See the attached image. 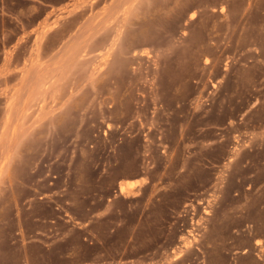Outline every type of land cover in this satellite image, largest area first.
Segmentation results:
<instances>
[{"label":"rangeland","instance_id":"374dc122","mask_svg":"<svg viewBox=\"0 0 264 264\" xmlns=\"http://www.w3.org/2000/svg\"><path fill=\"white\" fill-rule=\"evenodd\" d=\"M0 264H264V0H0Z\"/></svg>","mask_w":264,"mask_h":264},{"label":"bare ground","instance_id":"6f19581e","mask_svg":"<svg viewBox=\"0 0 264 264\" xmlns=\"http://www.w3.org/2000/svg\"><path fill=\"white\" fill-rule=\"evenodd\" d=\"M123 189H124V187H122V189H121V190L123 191ZM121 190H120V191H121Z\"/></svg>","mask_w":264,"mask_h":264},{"label":"crops","instance_id":"0c3cea01","mask_svg":"<svg viewBox=\"0 0 264 264\" xmlns=\"http://www.w3.org/2000/svg\"><path fill=\"white\" fill-rule=\"evenodd\" d=\"M130 182H135V181H130Z\"/></svg>","mask_w":264,"mask_h":264}]
</instances>
